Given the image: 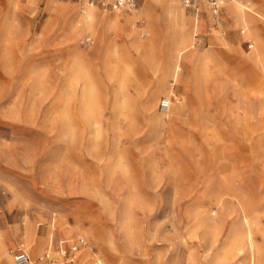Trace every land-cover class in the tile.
I'll return each instance as SVG.
<instances>
[{
    "label": "rangeland",
    "instance_id": "1",
    "mask_svg": "<svg viewBox=\"0 0 264 264\" xmlns=\"http://www.w3.org/2000/svg\"><path fill=\"white\" fill-rule=\"evenodd\" d=\"M148 1L0 0V264H264V24Z\"/></svg>",
    "mask_w": 264,
    "mask_h": 264
},
{
    "label": "built area",
    "instance_id": "2",
    "mask_svg": "<svg viewBox=\"0 0 264 264\" xmlns=\"http://www.w3.org/2000/svg\"><path fill=\"white\" fill-rule=\"evenodd\" d=\"M225 0H181L182 6L187 9L195 19L199 14V3H205L211 17L218 20V12ZM86 3L91 6L98 7L102 10L114 12L130 13L134 12L138 6V0H86ZM168 102L163 99L159 101V107L164 110ZM84 244L83 240L78 237L76 244L72 245L71 250H75L79 245ZM13 264H30L29 255L26 251L17 248L11 254Z\"/></svg>",
    "mask_w": 264,
    "mask_h": 264
},
{
    "label": "bare ground",
    "instance_id": "3",
    "mask_svg": "<svg viewBox=\"0 0 264 264\" xmlns=\"http://www.w3.org/2000/svg\"><path fill=\"white\" fill-rule=\"evenodd\" d=\"M226 1H228V3L226 4V9L228 11L234 12L236 14L237 21L239 23L245 24V26L247 27L248 30L246 32L245 37L248 38L252 42V45H250V47H252V48L247 52V54L250 57V59L254 60L255 64H258L259 61L262 59L261 48L259 46V39L260 38H259V35H258L257 28H254V25L251 24V23H254L256 20H258V18H260L262 20L263 24H264V15L254 11L253 9H250V10L247 9L238 0H231V1L230 0H226ZM150 2H151V0L148 1V3H150ZM151 3H153V2H151ZM224 4L225 3H223V6H224ZM89 6H91V5H89ZM88 9H89V11H91L90 8H88ZM263 27H264V25H263ZM249 52H251V55H250ZM178 69H179V67H178ZM156 85H157V88L161 86L160 77L157 80V84ZM164 100L168 102V105L163 110L164 111L163 113H167L169 111V109H170V105H171L172 101L170 99V96H165ZM62 234H64V233L62 232ZM48 238H49V236H48ZM43 240H44V236L41 239L39 238L36 241L35 245H36V248H38L39 250L43 246ZM246 243L249 246L247 254L250 257H253L254 254H255V247L253 246L252 243L249 242V239H247ZM59 252L62 253V249ZM81 257L84 258V260L82 259L83 261H86V260L90 259L88 257L87 253H84L83 255H81ZM70 260H73V256H72V258Z\"/></svg>",
    "mask_w": 264,
    "mask_h": 264
},
{
    "label": "crops",
    "instance_id": "4",
    "mask_svg": "<svg viewBox=\"0 0 264 264\" xmlns=\"http://www.w3.org/2000/svg\"><path fill=\"white\" fill-rule=\"evenodd\" d=\"M227 12H229V13H233L234 16L236 15L234 12H231V11H228V10H227ZM236 20H237V18H236ZM237 23H238V21H237Z\"/></svg>",
    "mask_w": 264,
    "mask_h": 264
}]
</instances>
